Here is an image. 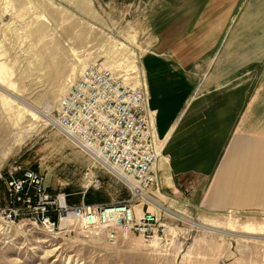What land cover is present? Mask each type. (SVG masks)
Listing matches in <instances>:
<instances>
[{"label":"rangeland","instance_id":"374dc122","mask_svg":"<svg viewBox=\"0 0 264 264\" xmlns=\"http://www.w3.org/2000/svg\"><path fill=\"white\" fill-rule=\"evenodd\" d=\"M149 11V0H0V264H264L258 208L194 207L169 198L160 181L163 197L154 199L167 213L168 234L118 233L110 241L76 223L47 231L6 190L7 168L20 164L37 170L47 191L79 200L92 160L55 125L59 101L92 76L107 89L110 78L94 73L103 67L119 81L138 75L146 83ZM95 171L102 186L87 188L89 195L128 196L109 172ZM10 205L22 212L11 220L2 212Z\"/></svg>","mask_w":264,"mask_h":264},{"label":"crops","instance_id":"0c3cea01","mask_svg":"<svg viewBox=\"0 0 264 264\" xmlns=\"http://www.w3.org/2000/svg\"><path fill=\"white\" fill-rule=\"evenodd\" d=\"M149 1L142 66L165 193L264 211V0Z\"/></svg>","mask_w":264,"mask_h":264},{"label":"built area","instance_id":"2783aa9c","mask_svg":"<svg viewBox=\"0 0 264 264\" xmlns=\"http://www.w3.org/2000/svg\"><path fill=\"white\" fill-rule=\"evenodd\" d=\"M94 73L110 78L107 89L94 82L93 76L90 83H75L61 97L54 123L92 160L82 171L81 195L87 188H101L95 171L98 167L119 180L128 196L95 202H85L81 196L76 202H68L65 193L45 189L37 170L20 164L7 168L6 190L23 207L32 208L35 219L47 231L76 223L81 230L110 241L118 233L136 232L144 239L168 234L171 226L165 219L167 213L152 202L160 199L156 162L162 144L154 131L146 83L138 75L130 82L119 81L105 67ZM2 212L9 220L22 213L18 205Z\"/></svg>","mask_w":264,"mask_h":264},{"label":"bare ground","instance_id":"6f19581e","mask_svg":"<svg viewBox=\"0 0 264 264\" xmlns=\"http://www.w3.org/2000/svg\"><path fill=\"white\" fill-rule=\"evenodd\" d=\"M160 143H161V139H160ZM161 154V153H160ZM158 160H159V158H158ZM158 160H157V162H158ZM157 162H156V167H157ZM157 196L158 197H163V193L161 192V191H158L157 192ZM152 202L156 205V207L157 208H160L159 206L161 205L160 203L158 204V201L157 200H155V199H152ZM159 205V206H158ZM62 226L60 225V228H61ZM204 229V228H203ZM170 230V229H169Z\"/></svg>","mask_w":264,"mask_h":264},{"label":"trees","instance_id":"16d2710c","mask_svg":"<svg viewBox=\"0 0 264 264\" xmlns=\"http://www.w3.org/2000/svg\"><path fill=\"white\" fill-rule=\"evenodd\" d=\"M1 185V184H0ZM0 189H2V187L0 186ZM83 200L85 201V202H91V200H92V196L91 195H89L86 191H85V193H84V197H83ZM14 201V200H13Z\"/></svg>","mask_w":264,"mask_h":264}]
</instances>
